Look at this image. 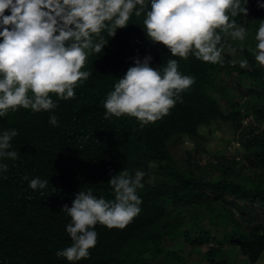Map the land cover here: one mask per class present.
I'll return each mask as SVG.
<instances>
[{"label": "trees", "instance_id": "16d2710c", "mask_svg": "<svg viewBox=\"0 0 264 264\" xmlns=\"http://www.w3.org/2000/svg\"><path fill=\"white\" fill-rule=\"evenodd\" d=\"M259 3L264 0H248L247 16L232 18L247 29L248 37L264 22V8ZM144 18L133 14L114 37L106 30L93 36L94 41L103 36L105 46L99 53L88 50L81 70L91 75L77 82L73 98L63 100L50 93L57 104L54 110L33 112L18 107L0 117V131L17 130L11 144L13 150H19V162L0 173V264H156L147 254L154 257L164 251L166 241L187 243L191 239L189 230L179 229L177 222L181 212L198 208L204 197L209 199L204 203L209 214L221 209L233 221L226 205L238 202L241 218L254 222L248 232L234 225L232 237L226 239L227 244L240 248L247 264H256L264 253V128L241 127L248 111L241 113L238 102L226 94L228 83L222 82V75L231 72L238 83L240 76L258 81L259 90L251 87L243 94L251 96L259 123L264 121V104L255 105L264 99V73L253 55V38L249 42L246 37L243 41L224 37L222 62L216 64L191 54L172 57L166 46L148 39ZM149 54L153 57L151 67L163 66L173 58L183 75L194 77V83L180 93L182 101L159 120L143 125L128 115L105 119L104 103L117 79L133 65L132 58ZM233 54L247 61L248 68L233 64ZM218 95L229 103L228 113ZM246 106L250 108V102ZM51 115L57 117L55 126L49 123ZM213 122L230 123L246 163L240 167L235 160L220 157L212 171L217 180L209 178L211 173L196 177L188 162L178 165L171 152L184 138L203 144L199 128ZM124 169L132 175L137 170L145 173L144 187L137 190L140 212L124 228L98 223L97 242L87 258L69 262L57 257V251L72 243L66 233L71 218L61 210L64 205L71 206L75 194L89 188L97 198L114 201L108 181ZM37 177L49 182L44 189L30 190L28 182ZM190 243L202 245L199 239ZM208 251L209 264H228L217 260L218 251ZM178 264L187 262L179 259Z\"/></svg>", "mask_w": 264, "mask_h": 264}, {"label": "clouds", "instance_id": "9594fccd", "mask_svg": "<svg viewBox=\"0 0 264 264\" xmlns=\"http://www.w3.org/2000/svg\"><path fill=\"white\" fill-rule=\"evenodd\" d=\"M247 3L248 0H0V117L18 107L33 112L54 110L57 104L50 93L63 100L73 98L77 82L91 75L81 70L88 50L99 53L105 46L103 36L97 41L93 36L106 30L108 36L114 37L133 14L145 16L146 36L166 46L172 57L187 58L191 54L203 62L220 63L224 37L232 41L245 39L247 29L232 18L247 16ZM259 7L264 8V3ZM254 39V58L264 66V22L259 24ZM132 59L133 65L107 95L104 118L128 115L143 125L159 120L177 101H182L180 93L194 83V77L183 75L173 58L157 68L150 66V54ZM248 114L253 115L251 111ZM249 115L241 121V127L249 126L244 122ZM57 122V117L51 115L49 123L55 126ZM202 127L206 126L199 128V134ZM17 135L16 129L0 131V173L5 174L13 162H19V150H13L11 144ZM239 148V142L227 145L231 153ZM231 157L228 159L239 162L235 155ZM236 157L239 158L237 153ZM144 176L141 170L132 175L126 169L111 175L108 184L114 201L97 198L90 188L79 190L71 206L61 209L71 218L66 233L72 243L57 251V257L69 262L87 258L97 242L98 223L107 228H124L140 212L137 190L144 187ZM48 182L37 177L28 186L30 190L44 189Z\"/></svg>", "mask_w": 264, "mask_h": 264}, {"label": "rangeland", "instance_id": "374dc122", "mask_svg": "<svg viewBox=\"0 0 264 264\" xmlns=\"http://www.w3.org/2000/svg\"><path fill=\"white\" fill-rule=\"evenodd\" d=\"M251 37L246 38L249 42H252L250 39L253 38L254 49L256 41L253 34ZM232 61L236 66H242L248 68L247 63H242L240 57L236 54L232 55ZM258 64V62H257ZM260 69L264 73V66H260ZM223 77V84L228 83L226 87V94L231 96L233 102H238L240 110L251 111L253 115H249L247 121L244 120L249 126H254L255 128L260 127L262 130L264 128V121L257 120V117L254 116V112L251 108L253 106L252 98L248 94H243L248 88H256L259 90V82L247 76L238 77V82L236 74L231 72L229 76ZM218 101L223 106L225 113L230 111L228 107V102L223 99H220V96H216ZM250 102V108L247 109L246 104L242 105L243 102ZM264 104V99L261 98L256 101V106ZM246 109V110H245ZM245 125V124H243ZM201 137L205 138L203 144L197 143L183 139L182 142H177L171 149L173 159L178 165H182L187 161L191 169H193V175L198 178L202 176H208L211 173V180H217L215 173L212 171L215 169L214 165L219 162L220 157L226 156L231 157L235 155V159L239 160V166H245L246 163L243 159V151L239 148L232 153L227 150L228 143H233L235 140V132L230 128V123L226 122H213L206 127L200 129ZM199 146V147H198ZM231 154H230V153ZM239 155V158L236 157ZM232 158V157H231ZM238 170V169H237ZM243 174L251 175V172L241 171ZM253 176V174H252ZM208 197L203 198V202L196 209L185 210L181 212L177 225L179 229L187 228L191 234V239L187 243H173L171 241H166L162 252L156 253L154 257L151 254H147L148 259H152L156 264H178L179 259H182L187 262V264H209L208 258L206 255H209V249H213L220 253L217 258L218 261H226L228 264H247V260L241 254V250L238 246L227 244L226 239L231 238L233 235L234 225L240 226L243 231H249V226L253 223H247L241 218L240 212L237 210L239 206L238 202H235L231 205H226L230 213L232 214V219L229 218L228 214L218 209L215 213L209 214L205 210L204 203L208 201ZM241 207V206H240ZM264 225V220H262ZM197 239L202 241V245L198 243H190L193 240ZM146 256V258H147ZM256 264H264V253L261 255L259 261Z\"/></svg>", "mask_w": 264, "mask_h": 264}]
</instances>
